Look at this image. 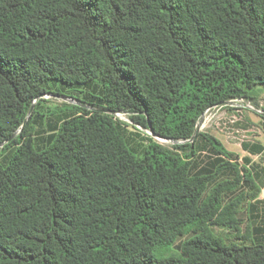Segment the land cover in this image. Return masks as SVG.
Returning a JSON list of instances; mask_svg holds the SVG:
<instances>
[{
	"label": "trees",
	"instance_id": "trees-1",
	"mask_svg": "<svg viewBox=\"0 0 264 264\" xmlns=\"http://www.w3.org/2000/svg\"><path fill=\"white\" fill-rule=\"evenodd\" d=\"M49 81L98 102L65 97L38 149ZM260 93L264 0H0V264H264L239 231L241 198L223 204L236 166L197 171L199 139L229 154L193 139L207 109ZM116 114L152 133L141 154Z\"/></svg>",
	"mask_w": 264,
	"mask_h": 264
},
{
	"label": "crops",
	"instance_id": "crops-1",
	"mask_svg": "<svg viewBox=\"0 0 264 264\" xmlns=\"http://www.w3.org/2000/svg\"><path fill=\"white\" fill-rule=\"evenodd\" d=\"M217 112L212 126L219 132V136L208 134L215 137L229 155L223 156L209 150L205 141L199 139L196 146L205 149L200 148L197 152V171L212 174L221 163L236 166L242 181L240 187L230 193L227 203L241 198L237 215L239 231L251 242L264 245V118L250 111H236L229 106H224ZM60 122L59 120L54 124L53 130ZM38 125L40 129L35 128L34 139L36 147L43 149L47 146V139L41 137V133L45 131ZM200 132L207 133L202 130ZM247 132L250 134L248 137L243 135ZM225 172L229 178L224 180H234L237 176L234 170ZM219 176L215 183L222 181Z\"/></svg>",
	"mask_w": 264,
	"mask_h": 264
},
{
	"label": "rangeland",
	"instance_id": "rangeland-1",
	"mask_svg": "<svg viewBox=\"0 0 264 264\" xmlns=\"http://www.w3.org/2000/svg\"><path fill=\"white\" fill-rule=\"evenodd\" d=\"M44 88L46 91L50 94L44 95L41 100L39 101L38 106L36 107L34 114L32 115L31 119V125L35 128L40 129V127H37V125H41V128L44 133H41V137L43 139L46 137V139L52 138V135H54L53 126L57 121H61L64 119L65 111L62 110L64 106H70L74 104V101L67 99H77L80 101H87V102H93L97 103V94L95 92H89L87 88L80 86V87H70V86H64L57 82L49 81L44 85ZM89 94V98L87 95ZM91 94V95H90ZM256 94V92H255ZM63 96V97H59ZM67 97V98H65ZM254 105L259 107L264 111V93L258 94L257 100L252 102ZM218 110H214L211 113L206 114L205 116V127L202 129V131L207 132L211 135H217L219 136V132L217 133L213 129V120L215 118L216 112ZM253 113V112H251ZM218 114V112H217ZM253 116V115H252ZM116 118L124 123H126V137L129 142V145L136 151L137 154H141L144 147L150 142L151 136L146 132L145 129L142 128H136L133 126L132 122L129 120L128 115L119 114L116 115ZM38 125V126H39ZM47 133L48 135H45ZM244 136L248 137L250 134L249 132L243 134ZM156 141L159 143L170 147L171 142L167 140H161L155 138ZM2 162V156H0V163ZM229 178L227 172L221 173L219 176V180H224ZM218 180V181H219ZM212 187V186H211ZM230 193H227L223 196V204H226L229 201ZM212 231L214 234H216L219 237H228V235H233L235 232L231 231L228 228L222 227V226H213ZM188 237H183L177 241V243L171 247V253H179V248L181 243L186 240Z\"/></svg>",
	"mask_w": 264,
	"mask_h": 264
},
{
	"label": "built area",
	"instance_id": "built-area-1",
	"mask_svg": "<svg viewBox=\"0 0 264 264\" xmlns=\"http://www.w3.org/2000/svg\"><path fill=\"white\" fill-rule=\"evenodd\" d=\"M224 106H229L233 109H235L236 111H250L253 112L255 114H257L258 116H264V111L262 109H260L259 107H257L256 105H254L252 102L241 99V98H235L230 100L229 102H227L224 105L221 106H215L212 108H209L205 111V113L203 114L201 120H200V130L204 129L205 127V116L208 113H211L214 110H219L220 108L224 107ZM119 115V114H116ZM125 115V114H124ZM146 132L153 137L152 133L148 130H146Z\"/></svg>",
	"mask_w": 264,
	"mask_h": 264
},
{
	"label": "water",
	"instance_id": "water-1",
	"mask_svg": "<svg viewBox=\"0 0 264 264\" xmlns=\"http://www.w3.org/2000/svg\"><path fill=\"white\" fill-rule=\"evenodd\" d=\"M34 105H35V102H34V104L32 105V107H31V109H30V111H29V113H28V116H27L25 122H27L28 119L30 118V115L32 114V112H33V110H34ZM220 106H221V105H220ZM199 133H200V123H198L197 126H196V129H195V133H194L193 139H195V137H196ZM155 138H157V139H161V140H166V139H163V138H160V137H155Z\"/></svg>",
	"mask_w": 264,
	"mask_h": 264
}]
</instances>
